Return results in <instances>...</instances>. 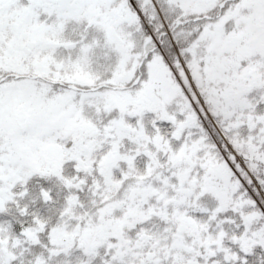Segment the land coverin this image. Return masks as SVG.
I'll use <instances>...</instances> for the list:
<instances>
[{
  "label": "snow or ice",
  "instance_id": "1",
  "mask_svg": "<svg viewBox=\"0 0 264 264\" xmlns=\"http://www.w3.org/2000/svg\"><path fill=\"white\" fill-rule=\"evenodd\" d=\"M0 264H264V0H0Z\"/></svg>",
  "mask_w": 264,
  "mask_h": 264
}]
</instances>
